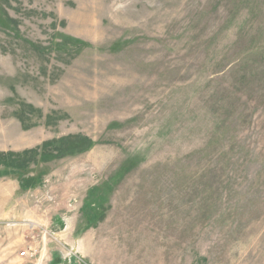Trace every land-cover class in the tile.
I'll use <instances>...</instances> for the list:
<instances>
[{"label":"rangeland","instance_id":"obj_1","mask_svg":"<svg viewBox=\"0 0 264 264\" xmlns=\"http://www.w3.org/2000/svg\"><path fill=\"white\" fill-rule=\"evenodd\" d=\"M29 241L264 264V0H0V264Z\"/></svg>","mask_w":264,"mask_h":264},{"label":"built area","instance_id":"obj_2","mask_svg":"<svg viewBox=\"0 0 264 264\" xmlns=\"http://www.w3.org/2000/svg\"><path fill=\"white\" fill-rule=\"evenodd\" d=\"M46 231V230H45ZM47 235V231L44 233V237ZM47 246L44 243L43 248L38 245L36 241L27 242L18 253L19 259H21L26 264H48L49 258L46 251H40V248L45 249Z\"/></svg>","mask_w":264,"mask_h":264},{"label":"trees","instance_id":"obj_3","mask_svg":"<svg viewBox=\"0 0 264 264\" xmlns=\"http://www.w3.org/2000/svg\"><path fill=\"white\" fill-rule=\"evenodd\" d=\"M6 157V156H5Z\"/></svg>","mask_w":264,"mask_h":264}]
</instances>
